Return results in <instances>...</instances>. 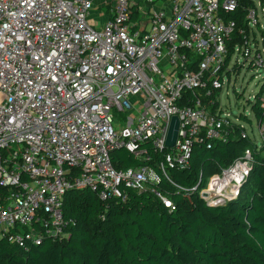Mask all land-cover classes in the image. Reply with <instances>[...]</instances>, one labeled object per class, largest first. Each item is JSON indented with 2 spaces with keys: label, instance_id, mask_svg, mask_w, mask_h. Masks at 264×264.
<instances>
[{
  "label": "built area",
  "instance_id": "built-area-1",
  "mask_svg": "<svg viewBox=\"0 0 264 264\" xmlns=\"http://www.w3.org/2000/svg\"><path fill=\"white\" fill-rule=\"evenodd\" d=\"M98 4L110 8L101 28L90 24ZM240 7L238 0H0V241L28 251L67 240L63 208L72 190L89 189L103 204L126 201L128 191L153 194L171 211L174 201L158 188L164 181L210 207L239 198L253 169L250 150L203 188H183L168 173L189 166L194 144L230 137L237 119L215 96L234 69L246 63L257 71L262 95L254 102L264 108V49L251 39L261 24L254 6L239 28L228 15ZM114 111L125 114L124 126ZM258 130L262 147L264 126ZM123 149L140 164L116 169L111 153Z\"/></svg>",
  "mask_w": 264,
  "mask_h": 264
},
{
  "label": "trees",
  "instance_id": "trees-1",
  "mask_svg": "<svg viewBox=\"0 0 264 264\" xmlns=\"http://www.w3.org/2000/svg\"><path fill=\"white\" fill-rule=\"evenodd\" d=\"M238 1L239 11L228 18L242 28L246 9L255 4ZM249 104L257 124L264 126L261 103ZM238 118L251 123L246 116ZM233 125L226 141L194 144L189 166L168 174L183 188L199 182L203 188L250 150L253 169L239 198L210 207L198 194L177 193L164 181L158 188L174 201L171 211L153 194L128 191L126 201L103 204L89 189L72 190L63 208L69 238L46 239L28 251L2 240L0 264H264V146L254 145L241 124ZM111 159L118 170L140 164L124 149L112 152Z\"/></svg>",
  "mask_w": 264,
  "mask_h": 264
},
{
  "label": "rangeland",
  "instance_id": "rangeland-1",
  "mask_svg": "<svg viewBox=\"0 0 264 264\" xmlns=\"http://www.w3.org/2000/svg\"><path fill=\"white\" fill-rule=\"evenodd\" d=\"M255 8L258 12L259 22L261 26L255 27V34H251L252 43H258L261 49H264V12L263 5L260 0H254ZM96 16V15H95ZM95 19V18H94ZM91 20L90 24L92 27L101 28L102 21ZM238 59V54L236 53L231 61V68H234ZM239 61L244 62L241 56H239ZM162 70L165 74L172 71L170 65L162 66ZM231 81L226 83L221 93L216 94L215 98L219 101L220 107L224 111L231 112L233 120L237 124H241L249 134L254 145L262 144V137L258 130L257 121L252 113L251 105L249 102L253 103L255 101V96L259 94L261 89V78L257 75V71L250 68L248 64L245 63L241 67V70H233L231 74ZM240 115L246 116L250 121L239 119ZM115 120L124 126L126 116L118 111H114ZM122 122V123H121Z\"/></svg>",
  "mask_w": 264,
  "mask_h": 264
},
{
  "label": "water",
  "instance_id": "water-1",
  "mask_svg": "<svg viewBox=\"0 0 264 264\" xmlns=\"http://www.w3.org/2000/svg\"><path fill=\"white\" fill-rule=\"evenodd\" d=\"M179 124H180L179 119L177 117H174L167 137V143H166L167 148L172 149L175 147L178 138ZM226 204H221L213 207H222L225 206Z\"/></svg>",
  "mask_w": 264,
  "mask_h": 264
},
{
  "label": "crops",
  "instance_id": "crops-1",
  "mask_svg": "<svg viewBox=\"0 0 264 264\" xmlns=\"http://www.w3.org/2000/svg\"><path fill=\"white\" fill-rule=\"evenodd\" d=\"M110 8L109 7H105V5L102 4H98L97 9L94 11V14L92 15V19H94V21H102V25L104 24L105 20L108 17V13H109ZM96 15V16H95Z\"/></svg>",
  "mask_w": 264,
  "mask_h": 264
}]
</instances>
